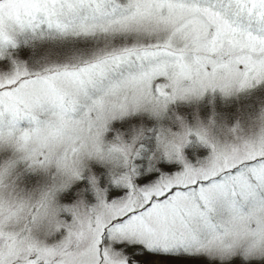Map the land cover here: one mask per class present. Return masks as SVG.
Returning <instances> with one entry per match:
<instances>
[{
    "label": "snow or ice",
    "instance_id": "6c2138e0",
    "mask_svg": "<svg viewBox=\"0 0 264 264\" xmlns=\"http://www.w3.org/2000/svg\"><path fill=\"white\" fill-rule=\"evenodd\" d=\"M0 264H264V0H0Z\"/></svg>",
    "mask_w": 264,
    "mask_h": 264
}]
</instances>
